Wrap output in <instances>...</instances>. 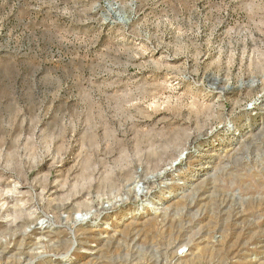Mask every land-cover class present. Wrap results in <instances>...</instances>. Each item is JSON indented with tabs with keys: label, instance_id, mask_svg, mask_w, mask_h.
<instances>
[{
	"label": "rangeland",
	"instance_id": "rangeland-1",
	"mask_svg": "<svg viewBox=\"0 0 264 264\" xmlns=\"http://www.w3.org/2000/svg\"><path fill=\"white\" fill-rule=\"evenodd\" d=\"M212 263L264 264V0H0V264Z\"/></svg>",
	"mask_w": 264,
	"mask_h": 264
},
{
	"label": "bare ground",
	"instance_id": "bare-ground-1",
	"mask_svg": "<svg viewBox=\"0 0 264 264\" xmlns=\"http://www.w3.org/2000/svg\"><path fill=\"white\" fill-rule=\"evenodd\" d=\"M167 172L164 170V172L162 171V172H159V173H157L156 174V176L155 177H159L160 179H163V177L165 176V174H166ZM152 177H154V176H152ZM142 182V184H141V189H147V188H149L148 186L150 185V180H149V178H145V179H143V181H141ZM140 182V183H141ZM140 188V187H139ZM140 189V190H141ZM140 190H138L137 192H135V195L136 196H140V195H144L143 194V191H141L140 192ZM138 198V197H137ZM84 219L83 218H81L80 220H76V222H79V221H83ZM23 233H25V232H23ZM36 235V234H34V232H32V234L30 235V236H28V235H26V234H24V235H22V234H18V236L20 237V239H21V241L22 242H24V241H26V239H31V237H34V236ZM28 236V237H27ZM19 241V240H18ZM210 246H212V244L210 245ZM209 248V247H208ZM210 250V249H209ZM212 264H214V263H212Z\"/></svg>",
	"mask_w": 264,
	"mask_h": 264
}]
</instances>
